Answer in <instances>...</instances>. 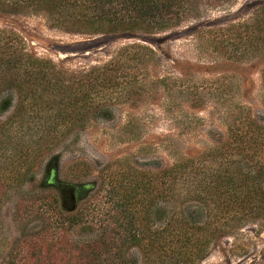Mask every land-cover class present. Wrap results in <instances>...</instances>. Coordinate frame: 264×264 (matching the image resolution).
<instances>
[{"label":"rangeland","instance_id":"rangeland-1","mask_svg":"<svg viewBox=\"0 0 264 264\" xmlns=\"http://www.w3.org/2000/svg\"><path fill=\"white\" fill-rule=\"evenodd\" d=\"M262 5L264 0H232L203 6L200 16L178 26L133 35L85 36L51 27L40 14L0 12V27L17 32L30 50L59 70H88L132 44L153 49L145 51L153 57L148 65L131 59L130 67L119 71L139 82L127 96L122 87L112 90L110 117L89 115L84 126L62 131L34 160H26L27 150L20 151L17 142L29 146L37 140L42 134L38 123L23 138L15 132L10 139L0 134V159L11 162L12 157L14 165L29 166L20 182H0V264L13 258L8 255L22 228L31 230L43 218L56 216L51 202L66 217L87 214L82 232H91L110 209L111 189L129 186L135 175L160 174L187 160L198 172L224 168L232 131L246 119L264 126V41L259 38L255 48L244 38L245 27H238L252 23ZM260 23L264 25V16ZM15 103L0 115V123ZM8 140L12 143L5 144ZM167 207L157 202L156 227L163 225ZM34 208L45 212L34 216ZM128 255L149 264L138 246ZM197 264H264V219L219 234Z\"/></svg>","mask_w":264,"mask_h":264},{"label":"trees","instance_id":"trees-1","mask_svg":"<svg viewBox=\"0 0 264 264\" xmlns=\"http://www.w3.org/2000/svg\"><path fill=\"white\" fill-rule=\"evenodd\" d=\"M229 1L0 0V12L40 14L51 27L85 36L154 34L200 16L203 6ZM261 16L264 5L256 9L252 23L238 25L245 27L244 38L257 49L258 39L264 41L258 33H264ZM146 50L153 52L147 45L132 44L88 70H59L52 60L30 50L17 32L0 27V115L16 101L14 111L0 123V134L10 139L15 132L23 138L38 123L42 134L37 140L29 146L17 142L20 151L27 150L26 160H34L62 131L84 126L89 115L110 117L112 90L122 87L127 96L139 82L119 71L129 68L131 59L148 65L153 57ZM10 159H0L2 183H18L27 176L29 166L14 165ZM110 196V209L101 215L99 229L91 232H82L87 214L66 217L49 203L56 216L43 218L31 230L22 228L8 255L13 258L4 264H138L140 259L132 261L128 255L133 245L149 264H197L219 234L264 219V126L246 119L232 131L224 168L198 172L187 160L160 174L135 175L129 186H114ZM160 200L168 212L163 225L156 227L154 209ZM44 212L33 209L34 216Z\"/></svg>","mask_w":264,"mask_h":264}]
</instances>
